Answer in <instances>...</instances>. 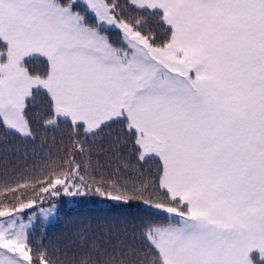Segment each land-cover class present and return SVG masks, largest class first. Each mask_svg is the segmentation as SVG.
I'll use <instances>...</instances> for the list:
<instances>
[{
	"label": "snow or ice",
	"instance_id": "6c2138e0",
	"mask_svg": "<svg viewBox=\"0 0 264 264\" xmlns=\"http://www.w3.org/2000/svg\"><path fill=\"white\" fill-rule=\"evenodd\" d=\"M29 144L0 264H264V0H0V151ZM62 195L108 204L50 251Z\"/></svg>",
	"mask_w": 264,
	"mask_h": 264
},
{
	"label": "trees",
	"instance_id": "16d2710c",
	"mask_svg": "<svg viewBox=\"0 0 264 264\" xmlns=\"http://www.w3.org/2000/svg\"><path fill=\"white\" fill-rule=\"evenodd\" d=\"M109 35L113 41L118 39V33L116 32H110ZM49 135H53V133H49ZM57 140H59L58 135ZM8 143L10 145H16L19 144V141L9 140ZM32 147L33 146L30 144L27 145L29 155L26 160L23 156H18L14 149L7 156L3 151H0V172L4 171L6 168L20 170L35 163L36 160L31 153ZM45 147L47 148L48 146L46 145ZM37 150L39 151V149ZM52 150L55 151V145L52 146ZM53 201L57 203L55 218L43 225H41V223H36V227L32 233L33 241L48 245L50 251H55V246L61 244L65 234L71 229L74 221H78L84 217H95L99 215L100 210L108 204L107 201L95 196L69 197L67 195H62L55 198ZM153 218L161 219L162 217L153 216Z\"/></svg>",
	"mask_w": 264,
	"mask_h": 264
},
{
	"label": "rangeland",
	"instance_id": "374dc122",
	"mask_svg": "<svg viewBox=\"0 0 264 264\" xmlns=\"http://www.w3.org/2000/svg\"><path fill=\"white\" fill-rule=\"evenodd\" d=\"M51 203H55V204H57L55 201H53V202H51ZM48 206H49V204L44 205V207H48ZM54 218H55V217H54ZM54 218H53V219H54ZM53 219H51V220H49V221H52ZM49 221H45L44 223H47V222H49ZM37 223H40V221L38 220Z\"/></svg>",
	"mask_w": 264,
	"mask_h": 264
}]
</instances>
